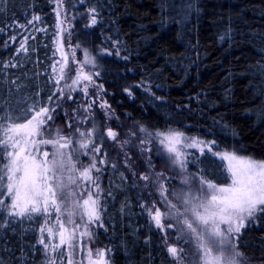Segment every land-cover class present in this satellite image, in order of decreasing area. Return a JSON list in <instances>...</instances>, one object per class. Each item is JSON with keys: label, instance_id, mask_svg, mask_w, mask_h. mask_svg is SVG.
<instances>
[{"label": "trees", "instance_id": "1", "mask_svg": "<svg viewBox=\"0 0 264 264\" xmlns=\"http://www.w3.org/2000/svg\"><path fill=\"white\" fill-rule=\"evenodd\" d=\"M59 1L67 14L68 54L64 79L54 88L59 77L54 69L59 58L57 0H0V97L12 90L17 98L46 102L57 88L69 94L67 86L80 73L91 76L92 82L72 85L75 103L60 101L54 113L55 124L65 134L69 105L74 109L94 101L90 111L95 119L82 128L96 121L103 132L111 127L119 141H131L124 151L134 161L141 159L140 128L179 130L215 141L219 150L264 160V0ZM83 49L96 58L92 70L83 69ZM85 85L87 95L81 91ZM100 103L110 107L103 109ZM16 114L23 119L22 113ZM105 146L110 151L108 164L99 178L104 227L94 229L96 244L110 249L112 264H176L161 242L163 233L140 206H148L142 185L124 166L119 145L105 139ZM151 149L144 155L151 156L155 171L171 178L169 190H176L182 182L161 163L156 147ZM87 158L81 155L79 161ZM111 163L117 164L115 170ZM187 169L188 176L228 182L226 163L212 152L191 155ZM135 170L146 171L143 165ZM63 175L67 184V177L77 173ZM70 191L77 195L68 203L82 198L75 185L65 189ZM35 227L23 235L0 229V264H43L42 246L32 247L39 236ZM169 233L173 244L172 230ZM78 239L84 251L86 238ZM239 247L245 264H261L264 221L243 230Z\"/></svg>", "mask_w": 264, "mask_h": 264}, {"label": "snow or ice", "instance_id": "2", "mask_svg": "<svg viewBox=\"0 0 264 264\" xmlns=\"http://www.w3.org/2000/svg\"><path fill=\"white\" fill-rule=\"evenodd\" d=\"M90 11L95 13L96 9ZM33 19L39 20V17ZM91 22L96 23L95 15ZM21 48L23 49V45ZM81 78L92 82L91 76L78 73L72 84L67 86L69 94L65 95L63 88H57L47 95L46 102L32 96L27 99L17 98L12 90L0 97V229L5 230V233L19 231L23 235L36 225L35 230L39 236L32 247L35 250L37 244L42 246L43 264H83L82 260L76 259L82 251L78 236L91 239L92 232L89 228L93 223L104 227L100 207L103 189L99 183L103 169L100 165L108 164L104 140L111 139L123 152L124 166L132 176L144 182L145 189H151L148 195L151 196L154 190L161 198L160 203L165 206V211H161L156 201H152L150 207L144 203L140 206L147 212L155 228L163 233L161 242L166 245L167 253L176 264H184L188 255L184 245H193V253L198 256L201 264H242L245 254L240 251L239 240L243 230L250 225L259 226L264 221V160L240 156L235 152L213 153L228 161V182L216 183L205 175H186L182 184L188 190L179 193L170 191L167 184L171 178L163 171H155L151 156L144 155L152 151L150 147H146L151 143L150 139L140 140L141 159L134 161L124 151L131 141H119V133L111 127L99 137L95 123L82 128L95 119L90 111L94 101L78 105L74 109L69 105L71 110L64 112L67 134L64 128L55 124L54 113L61 107L59 102L75 103L70 92L75 90L72 85H78ZM63 79L62 68L53 87ZM15 83L12 81L13 85ZM81 91L87 95V85ZM16 92H20V89L17 88ZM39 95V92L35 93L36 97ZM101 107L110 106L102 104ZM17 112L23 114V119ZM105 115L112 119L111 114ZM140 131L146 132V129L140 128ZM147 136L159 139L164 150L161 153V163L165 167L179 168L181 172H186L187 168L186 154L182 148L204 145L200 148L203 153L205 147L211 152L212 145L215 144V141L205 142L185 137L184 133L171 129L147 133ZM81 155L88 157L86 164L79 161ZM78 163L81 164L80 167H77ZM140 165H145L146 171L138 174L135 169ZM110 167L115 170L117 164L111 163ZM66 171L77 173L76 176L67 177V184L63 175ZM120 175L122 180H127L123 173ZM193 180L198 181L195 191L192 187ZM69 184L75 185L82 197L72 200L71 207L68 198L75 197L77 192L66 193L65 189ZM108 195L111 196V192ZM170 197L178 203H174ZM75 209L81 210V219L87 217L83 231L80 230L81 224L73 219ZM53 212L57 214L55 229L49 224ZM38 217L43 218L39 224L36 223ZM68 225H72L71 229ZM169 230L176 233L177 243L168 242ZM51 240L58 242L51 243ZM214 251L219 254L214 255ZM95 255L101 259L94 261L92 249H87L89 264H107L102 259L104 250H99ZM261 264H264V259Z\"/></svg>", "mask_w": 264, "mask_h": 264}, {"label": "rangeland", "instance_id": "3", "mask_svg": "<svg viewBox=\"0 0 264 264\" xmlns=\"http://www.w3.org/2000/svg\"><path fill=\"white\" fill-rule=\"evenodd\" d=\"M56 10H57L58 20H59V36H58V39H57V46H58V50H59V58H58L55 66H54V69H55L56 75L59 76L60 73H61V69L63 68V72H64V70L66 68V60H67V54H68V52H67V45H66V39L68 38L67 35L69 34L68 33L69 32V28H67V26H66V18H67L66 10L64 9L63 3L60 2L59 0H57V8H56ZM95 65H96V58L88 50L83 49V61H82L83 69L85 67H87L90 70H92V68H94ZM80 81L83 82L85 80H83L81 78ZM101 105L102 104L100 103V107H101ZM103 109H105V107ZM99 111L102 112L103 110L100 108ZM98 122L99 121H96V123H95V125L98 128L97 137H99L102 133H104L102 130H100L102 128L99 127V124H97ZM171 130H175V129H171ZM166 131H168V130H158V131L146 130V132H142L143 139L147 138V139H150L151 140V143L148 144V145H146V147L152 148V146L154 145V149H155V147L157 149L156 154H157L158 157H161V153H163V151H164L163 150V147L159 144V139L158 138L148 137L147 136V133H157V132H166ZM176 131H179V130H176ZM179 132H182V131H179ZM182 133H184V132H182ZM184 135H185V137H188V138H196L198 140H202V141H205V142H211V141H208V140H204V139L198 138L196 136H188L185 133H184ZM109 140H111V139H109ZM188 142H190V140ZM201 147H204V145H198L196 147H191V148H182V151L186 154L187 168H188L189 157L191 155L197 154V153L198 154H202L201 151H200V148ZM104 151H106L108 154L110 153V151L106 148V146L104 147ZM205 152H210V151H208V148L207 147L204 148V152L203 153H205ZM211 152L212 153H219V154H223V153H226V152L227 153H231L229 151L219 150V149H217L215 147V145H212ZM216 156H218L220 158V155H216ZM240 156H243V155H240ZM246 157H250V156H246ZM107 158H108V155H107L106 159ZM223 161L226 163V165H228V161L227 160H223ZM87 162H88V158H87L86 161H84V163L86 164ZM143 166H145V165H143ZM100 167L104 171L106 165H100ZM166 168H168V167H166ZM187 168H186V172H181L179 168H172L171 167V169L174 171V175L177 174L176 178L179 180V183H181L182 180H183V178H184V176L187 175V171H188ZM145 169H146V166H145ZM135 179L142 185L143 193L145 195V199H146V202H147L148 206L149 207L151 206L152 201H156L157 206L161 208V211H165V206L160 203L161 198L159 197V195L157 193H155V191L153 190L152 191V195L149 196L148 195V192L151 189H145L143 187L144 182L143 181H139L137 179V177H135ZM99 183H100V181H99ZM197 183H198L197 180H193L192 181V187H193V190L194 191H195V187H196ZM100 187L102 189L101 183H100ZM74 190H75V188H74ZM187 190H188L187 189V186H185L184 184L181 183L180 184V187H178L174 191L177 192V193H179L181 191H187ZM102 195H103V192L100 195V207H101V209L103 208V205H102V202H103ZM170 199H173V202L174 203H178V201H176L174 198L170 197ZM68 204H69V207L72 206L71 205V202L68 203ZM75 212H76V215L73 217V219L76 220L78 223H81L83 221V219H81V210L80 209H75ZM56 215L57 214L55 212H53L52 213V218L49 221L50 226H52L54 229L56 228V223H55V217H56ZM101 218H102V221H103V210L101 211ZM84 219H87V217L85 216ZM86 222H87V220H84V222L82 223V226H81L82 231L84 230L83 229V225ZM97 226L98 225L96 223H93L90 226L89 230L92 232V238L89 239L87 236H85V238H86V248H85L84 251H82V254L79 253L77 255L76 259H77V261H81L82 260L83 261V264H89V259L87 257V249L90 248L93 251V257H92V259L94 261H99L101 259V257L96 256L95 253L98 252L99 250H104V256H103L102 259L104 261H106L107 264H112L111 258H110V251H108L107 248H105V247H103L101 245L96 244V242L94 240L95 239V237H94V233H95L94 229H96ZM71 227L72 226H70V225L68 226L69 229H71ZM221 227H224V226L222 225ZM172 235H173L172 236L173 237L172 240L174 241V243H177V241L175 240L176 233L173 230H172ZM45 237H46V235H45ZM50 242L51 243H56V242H58V240H51ZM184 247H185L186 251L188 252V255L185 258L184 264H201V262L198 260V256L197 255H194V253H193V245H184ZM213 254L214 255H218L219 253L216 252V251H214ZM242 264H245L244 263V259L242 260Z\"/></svg>", "mask_w": 264, "mask_h": 264}]
</instances>
